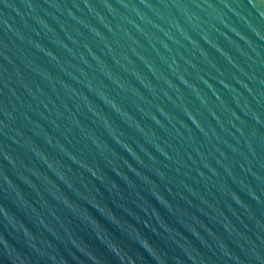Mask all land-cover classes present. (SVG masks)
Listing matches in <instances>:
<instances>
[{"label": "water", "instance_id": "obj_1", "mask_svg": "<svg viewBox=\"0 0 264 264\" xmlns=\"http://www.w3.org/2000/svg\"><path fill=\"white\" fill-rule=\"evenodd\" d=\"M0 264H264V0H0Z\"/></svg>", "mask_w": 264, "mask_h": 264}]
</instances>
